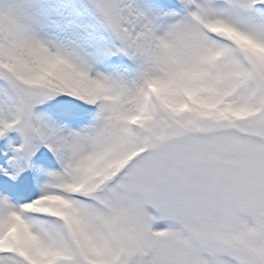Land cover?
I'll return each mask as SVG.
<instances>
[{"label": "snow or ice", "instance_id": "6c2138e0", "mask_svg": "<svg viewBox=\"0 0 264 264\" xmlns=\"http://www.w3.org/2000/svg\"><path fill=\"white\" fill-rule=\"evenodd\" d=\"M0 264H264V0H0Z\"/></svg>", "mask_w": 264, "mask_h": 264}]
</instances>
